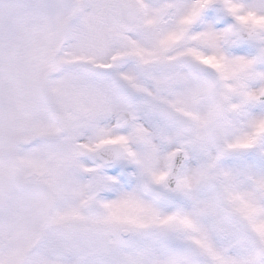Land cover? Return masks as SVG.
Segmentation results:
<instances>
[{"label": "snow or ice", "instance_id": "snow-or-ice-1", "mask_svg": "<svg viewBox=\"0 0 264 264\" xmlns=\"http://www.w3.org/2000/svg\"><path fill=\"white\" fill-rule=\"evenodd\" d=\"M0 264H264V0H0Z\"/></svg>", "mask_w": 264, "mask_h": 264}]
</instances>
